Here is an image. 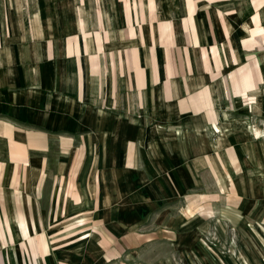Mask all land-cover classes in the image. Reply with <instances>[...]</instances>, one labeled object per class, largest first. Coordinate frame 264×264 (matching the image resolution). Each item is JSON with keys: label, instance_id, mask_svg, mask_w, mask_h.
Instances as JSON below:
<instances>
[{"label": "crops", "instance_id": "crops-1", "mask_svg": "<svg viewBox=\"0 0 264 264\" xmlns=\"http://www.w3.org/2000/svg\"><path fill=\"white\" fill-rule=\"evenodd\" d=\"M261 124L264 0H0V264H229Z\"/></svg>", "mask_w": 264, "mask_h": 264}, {"label": "rangeland", "instance_id": "rangeland-1", "mask_svg": "<svg viewBox=\"0 0 264 264\" xmlns=\"http://www.w3.org/2000/svg\"><path fill=\"white\" fill-rule=\"evenodd\" d=\"M260 130L262 132L259 135L257 134L259 131L253 129L254 136L257 138L261 137L264 141V124L260 125ZM217 227L221 234H218ZM208 228L198 242L200 247H204L210 252L215 251L221 259L229 264L231 260L235 264H257L264 261V236H254L247 239L233 236L226 224L222 223V221L218 223L216 220ZM230 234L231 236H229ZM175 264L185 263L177 260Z\"/></svg>", "mask_w": 264, "mask_h": 264}]
</instances>
